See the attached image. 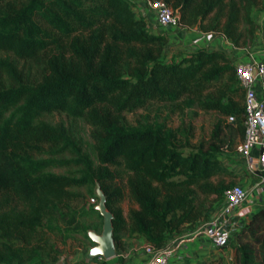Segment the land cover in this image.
Masks as SVG:
<instances>
[{"label":"trees","instance_id":"obj_1","mask_svg":"<svg viewBox=\"0 0 264 264\" xmlns=\"http://www.w3.org/2000/svg\"><path fill=\"white\" fill-rule=\"evenodd\" d=\"M8 1L13 0H6L0 9V54L34 62L43 74L36 83L23 82L16 65L0 57V232L15 241L1 245L0 264L23 259L41 264L29 236L44 223L51 231L59 221L72 226L77 212L69 205L75 196L69 190L88 187L95 198L96 182L114 215L117 248L116 235L125 220L114 206V199L121 195L120 188L110 185L116 179L124 181L134 206L128 213L133 232L155 248L165 246L183 225L209 218L205 201L210 196L220 199L234 186L225 184L224 178L234 175L218 156L224 146L230 148L221 137V124L215 126L205 147L185 153L187 139L182 142L178 132L164 122L132 126L123 115L148 103L174 104L184 99L187 106L196 103L206 112H219L225 118L233 115L235 122L229 127L242 140L244 92L224 51L198 47L178 61H167L163 55L166 37L150 31L146 18L135 12L133 0H26L20 6ZM162 1L186 25L213 14L212 30L221 26L224 37L234 45L253 35V12L264 2ZM37 18L49 29H43ZM246 25L244 35L241 27ZM225 75L224 87L207 93ZM238 93L241 106L232 98ZM54 113L90 125L96 163L63 123L42 120ZM64 153L71 157L58 158ZM63 167L77 172L47 171ZM253 174L264 176V170ZM6 207L10 209L5 211ZM90 229L96 230L80 224L73 227L74 233L88 241ZM17 242L26 243V249L15 247ZM232 244L234 264H264V206L234 235Z\"/></svg>","mask_w":264,"mask_h":264},{"label":"rangeland","instance_id":"obj_2","mask_svg":"<svg viewBox=\"0 0 264 264\" xmlns=\"http://www.w3.org/2000/svg\"><path fill=\"white\" fill-rule=\"evenodd\" d=\"M48 1V0H45ZM10 4L19 6L26 2V0H13L8 1ZM7 4L6 0H0V9L5 7ZM135 12L139 15V12L134 7ZM254 22H255V31L253 35L246 41H239L238 45H234L230 40L226 39L222 34L221 26H218L215 30L214 28V16L211 14L205 21L199 22L198 20L194 21L191 25H186L180 23V29L186 33L199 34L208 33L219 35L222 38L230 42V51L239 50L243 56H247V53H253L255 55L264 54V2L259 8V11H254ZM38 23L42 26L43 29H49L48 25L40 18H37ZM222 23V22H221ZM148 25V23H147ZM149 26V25H148ZM199 26V27H198ZM248 25L241 27L242 32L246 33ZM188 35V34H187ZM235 50H232V49ZM166 48L163 52L164 57L167 61L174 60L176 61L183 55L188 54L190 51H181ZM226 54V53H225ZM232 65L235 64V59L232 54H226ZM0 57L3 59L9 58L18 68V71L21 74V80L28 83L38 82L43 74L42 67L34 62H23L16 59L12 54H0ZM227 75H225L219 82L213 83L207 93H217L220 88H223L226 84ZM5 82V80H4ZM239 94V95H238ZM237 95H232L234 102L241 106L242 98H240V93ZM124 122L127 125H136L138 122L141 124H154L164 122L167 127L171 128L174 131L178 132V139H181L182 142H185L187 139L188 145L184 148V152H190L196 147L203 145L204 147L211 141V135L214 131L215 126L219 123L221 124V137L226 140L228 143L221 150L220 156L223 164L227 167L232 173L233 177H225V184L239 185L244 188L252 187L249 175V170L243 159L236 154L235 148L238 144L241 143V139L237 132H234L233 128H230L225 120V116L219 112H206L201 110L199 106L194 103V105L187 106V102L184 99H181L177 103H148L143 109L138 110L134 113L124 114ZM42 120L51 123L58 124L63 123L74 136L78 139L82 145L83 151L87 153L94 163L97 162L96 159V142L92 138V128L88 125L83 119H74L66 116L65 114H49L44 115ZM234 125V124H233ZM180 134H183L182 136ZM229 141L231 144H229ZM71 156L68 153L60 155L58 158L69 159ZM77 169L73 167H63V168H50L47 171L57 174V175H71L76 173ZM124 176V174H122ZM121 176V177H122ZM124 181L116 179L110 183L111 188H120L121 195L114 199L115 209L120 210L123 219L125 220L124 228L118 232L116 235L118 238V247L123 248V245H127L129 241H132L137 238H141L136 233L133 232L131 224L128 219V213L132 206L130 200L127 196V191L125 188ZM213 182H216L213 179ZM248 190V189H247ZM75 196L71 197L69 205L72 210L76 211V220L72 226H69L67 222L59 221L53 225V229L49 230L44 223L43 228L37 229L36 232L29 236V245H33L35 249H38L39 254L41 255V264H55L59 261H67L68 258L74 257L78 253L86 254L87 245L91 244L83 234L74 233L73 227L77 224L87 225L89 227L95 228L96 231H101L102 219L99 217L97 212H93L92 208L96 206V203L91 204L89 200L92 196L89 194L88 187L81 188H72L69 190ZM1 200V195H0ZM206 208L209 209L211 215L209 218H199L197 222L191 225H183L180 233L176 234L168 243L175 241H182L183 236L194 237L198 233L204 232L205 228L211 223V220L215 218V214L218 213L220 206L224 204L223 196L220 199L215 196H210L206 201ZM15 206L13 202L11 208ZM20 208V207H19ZM10 208H4L5 211H8ZM60 230H59V229ZM61 231V232H60ZM142 239V238H141ZM14 243L15 241L7 240L5 236L0 232V247L3 243ZM167 243V244H168ZM21 247L26 249V243L17 242L15 247ZM231 243L226 248H221L219 251L220 255H217L212 260L206 261L204 264H234L236 249ZM118 249V248H117ZM118 251V250H117ZM4 264H30L27 259L21 261H13L11 263Z\"/></svg>","mask_w":264,"mask_h":264},{"label":"built area","instance_id":"obj_3","mask_svg":"<svg viewBox=\"0 0 264 264\" xmlns=\"http://www.w3.org/2000/svg\"><path fill=\"white\" fill-rule=\"evenodd\" d=\"M148 7L154 12L156 24L161 28L180 29L179 17L173 13L162 0H147ZM227 55L232 54L229 49L224 50ZM237 51H235L236 53ZM234 54V53H233ZM246 60H235V76L238 88L244 92L243 117L244 137L235 148L237 155L243 159L247 168L252 169L257 161V169L264 170V54H248ZM247 74V75H245ZM226 122H235L233 115L225 118ZM263 191H264V187ZM224 206L218 219L219 225L210 223L204 230L212 246L216 249L228 247L244 225L229 223L230 217L243 207L247 200L244 187L234 185L223 194ZM97 199L91 198V204ZM239 230V231H238ZM238 231V232H237ZM144 253L150 258L147 264H170L173 252L168 247L155 248L147 243Z\"/></svg>","mask_w":264,"mask_h":264},{"label":"crops","instance_id":"obj_4","mask_svg":"<svg viewBox=\"0 0 264 264\" xmlns=\"http://www.w3.org/2000/svg\"><path fill=\"white\" fill-rule=\"evenodd\" d=\"M133 1L136 4L139 14L146 18L150 31L153 34L164 35L166 37V48L171 49V52L179 49L181 51H192L198 47L207 48L208 50H231L229 47L230 42L219 35L200 32L199 34L191 35L181 29L161 28L156 24L154 12L148 7L147 0ZM232 50L235 49L233 48ZM235 51L237 52L235 53ZM235 51H231L235 60L248 59V56H243L241 54L240 49ZM248 54L251 53L248 52ZM247 169L249 170L248 173H250L249 178L252 187L245 188L247 191L246 203L230 217L229 223L244 225L252 214L260 209L261 206H264V191L262 188L264 187V176H256L253 174L255 170H258L257 161H254L252 169ZM223 206L224 204L220 206L215 216L218 215L211 220L212 224L219 225L218 219L221 215ZM183 237L182 241H173L165 245V247H168L173 252V258L170 264H204L206 261L212 260L217 257V255H220V249H216L212 246L209 238L206 237L204 232L198 233L191 238L188 236ZM90 245L91 244L87 245V248ZM146 245V241L137 238L129 241L127 245H123L122 249L118 247L117 257L110 261H103L101 259L91 260L87 258V253H78L72 258H68L67 261H59L55 264H147L150 257L144 253Z\"/></svg>","mask_w":264,"mask_h":264},{"label":"water","instance_id":"obj_5","mask_svg":"<svg viewBox=\"0 0 264 264\" xmlns=\"http://www.w3.org/2000/svg\"><path fill=\"white\" fill-rule=\"evenodd\" d=\"M93 194L97 199L94 211L102 219V229L100 232L93 229L87 230L86 234L91 243L87 248V258L91 260L101 259L103 261H110L117 257L118 252L114 238V215L107 208V197L98 182L95 183Z\"/></svg>","mask_w":264,"mask_h":264},{"label":"snow or ice","instance_id":"obj_6","mask_svg":"<svg viewBox=\"0 0 264 264\" xmlns=\"http://www.w3.org/2000/svg\"><path fill=\"white\" fill-rule=\"evenodd\" d=\"M245 75H247V74H245Z\"/></svg>","mask_w":264,"mask_h":264}]
</instances>
